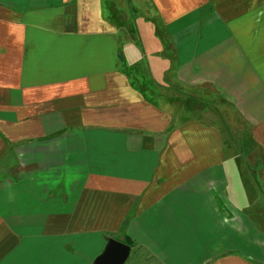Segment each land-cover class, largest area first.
I'll return each mask as SVG.
<instances>
[{
  "label": "crops",
  "instance_id": "1",
  "mask_svg": "<svg viewBox=\"0 0 264 264\" xmlns=\"http://www.w3.org/2000/svg\"><path fill=\"white\" fill-rule=\"evenodd\" d=\"M0 264H264V0H0Z\"/></svg>",
  "mask_w": 264,
  "mask_h": 264
},
{
  "label": "rangeland",
  "instance_id": "2",
  "mask_svg": "<svg viewBox=\"0 0 264 264\" xmlns=\"http://www.w3.org/2000/svg\"><path fill=\"white\" fill-rule=\"evenodd\" d=\"M166 51H167L166 54H167V56L169 58L172 55V51L170 50V48H166ZM225 105H226V103H220L219 101H216V103H213L212 108H211L212 110L217 112L218 118H216V119L217 120L219 119L221 121L220 124H222L223 121H222L221 114L218 113L219 110H220L219 108L223 107V109H225ZM228 109L231 110L230 108H228ZM232 113L233 112H231V111L227 112V115H228L227 117H228V120H229L230 124L231 123H235V121H233L232 117H231ZM214 115L216 116V114H214ZM219 120H218V122H219ZM222 129L225 130L226 127L223 125ZM237 129L242 130L243 128L240 127V128H237ZM223 139H224V144L229 146V148H228L229 150H239V147L237 145V140L240 139V138H223Z\"/></svg>",
  "mask_w": 264,
  "mask_h": 264
},
{
  "label": "water",
  "instance_id": "3",
  "mask_svg": "<svg viewBox=\"0 0 264 264\" xmlns=\"http://www.w3.org/2000/svg\"><path fill=\"white\" fill-rule=\"evenodd\" d=\"M126 247L124 244L116 243L113 247L111 257L121 258L126 254Z\"/></svg>",
  "mask_w": 264,
  "mask_h": 264
},
{
  "label": "trees",
  "instance_id": "4",
  "mask_svg": "<svg viewBox=\"0 0 264 264\" xmlns=\"http://www.w3.org/2000/svg\"><path fill=\"white\" fill-rule=\"evenodd\" d=\"M218 205H219V208L223 210V206H222V204H221V202H220L219 200H218ZM124 235H125V234H124ZM118 240H119V237H118ZM121 240H122V239H121ZM121 240H120V241H121Z\"/></svg>",
  "mask_w": 264,
  "mask_h": 264
}]
</instances>
